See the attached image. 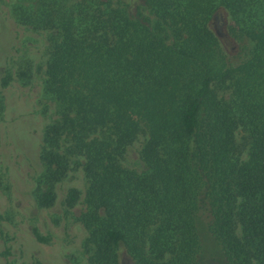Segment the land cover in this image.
I'll return each instance as SVG.
<instances>
[{
  "label": "trees",
  "instance_id": "1",
  "mask_svg": "<svg viewBox=\"0 0 264 264\" xmlns=\"http://www.w3.org/2000/svg\"><path fill=\"white\" fill-rule=\"evenodd\" d=\"M14 1L19 24L54 33L43 91L61 117L44 131L36 201L53 206L82 159L90 264H264V0H139L135 13L125 0ZM142 133L138 173L121 159Z\"/></svg>",
  "mask_w": 264,
  "mask_h": 264
},
{
  "label": "rangeland",
  "instance_id": "2",
  "mask_svg": "<svg viewBox=\"0 0 264 264\" xmlns=\"http://www.w3.org/2000/svg\"><path fill=\"white\" fill-rule=\"evenodd\" d=\"M14 2L0 0V264H90L87 232L80 221L88 187L82 167L77 165V159L80 163L82 159L71 157L68 175L53 189L57 195L53 206L41 207L36 201L43 172L44 131L61 117L56 102L43 91L54 33L19 24L12 11ZM125 2L134 13L141 5L139 0ZM213 28L222 34L226 47L234 49L223 19ZM27 67L28 78L21 80L20 69ZM215 90L224 100L232 91L227 85ZM144 142L142 133L127 147L121 159L124 168L138 173L146 170L140 157ZM236 143L240 159L246 160L249 137L242 127L236 132ZM61 146L62 151L66 145ZM70 189L81 193L74 206L66 202ZM35 232L47 242L38 241Z\"/></svg>",
  "mask_w": 264,
  "mask_h": 264
}]
</instances>
